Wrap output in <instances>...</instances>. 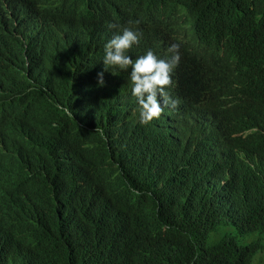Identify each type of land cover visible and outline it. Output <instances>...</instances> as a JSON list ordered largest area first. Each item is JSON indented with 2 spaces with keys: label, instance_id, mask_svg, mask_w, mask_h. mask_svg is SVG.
<instances>
[{
  "label": "trees",
  "instance_id": "1",
  "mask_svg": "<svg viewBox=\"0 0 264 264\" xmlns=\"http://www.w3.org/2000/svg\"><path fill=\"white\" fill-rule=\"evenodd\" d=\"M126 26L201 41L167 126L97 81ZM0 264H264V0H0Z\"/></svg>",
  "mask_w": 264,
  "mask_h": 264
},
{
  "label": "clouds",
  "instance_id": "2",
  "mask_svg": "<svg viewBox=\"0 0 264 264\" xmlns=\"http://www.w3.org/2000/svg\"><path fill=\"white\" fill-rule=\"evenodd\" d=\"M22 7L28 8L22 4ZM20 21V19H18ZM139 21H128L129 25ZM110 28L117 25L109 24ZM157 49H140L142 36L139 31L126 26L112 32L101 47L98 66L95 69L97 81L104 85L110 82L111 93L124 92L130 100V114L142 126L168 125L171 115L178 112V101L173 97L181 66L190 64L198 54L201 41L194 36V42L185 47L171 43L157 32L151 33ZM166 42V43H165ZM79 137L87 136V127L75 126ZM82 150L90 154L101 148L84 144Z\"/></svg>",
  "mask_w": 264,
  "mask_h": 264
},
{
  "label": "rangeland",
  "instance_id": "3",
  "mask_svg": "<svg viewBox=\"0 0 264 264\" xmlns=\"http://www.w3.org/2000/svg\"><path fill=\"white\" fill-rule=\"evenodd\" d=\"M223 236H233V237H236L237 240L241 244H245L248 241V238H247V241H246L245 238H242V237L237 236L230 228H225V229L219 231L217 234H215V238H217V239H220Z\"/></svg>",
  "mask_w": 264,
  "mask_h": 264
},
{
  "label": "bare ground",
  "instance_id": "4",
  "mask_svg": "<svg viewBox=\"0 0 264 264\" xmlns=\"http://www.w3.org/2000/svg\"><path fill=\"white\" fill-rule=\"evenodd\" d=\"M31 36V35H30ZM29 37V36H28ZM32 37V36H31ZM23 40V39H22ZM190 40V39H189ZM30 41V40H29ZM188 41V40H187ZM22 49H23V47H22ZM28 50V49H27ZM32 50V49H31ZM31 50H29V52L31 51ZM19 52H20V50H18ZM21 53H22V51H21ZM31 55V54H30ZM39 55V54H38ZM22 57V56H21Z\"/></svg>",
  "mask_w": 264,
  "mask_h": 264
}]
</instances>
